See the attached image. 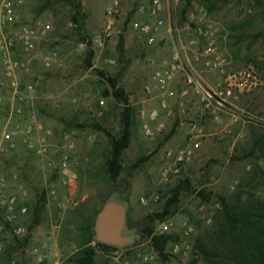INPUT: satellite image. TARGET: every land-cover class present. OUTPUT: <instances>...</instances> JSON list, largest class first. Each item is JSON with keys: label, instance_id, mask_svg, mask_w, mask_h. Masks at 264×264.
Segmentation results:
<instances>
[{"label": "rangeland", "instance_id": "1", "mask_svg": "<svg viewBox=\"0 0 264 264\" xmlns=\"http://www.w3.org/2000/svg\"><path fill=\"white\" fill-rule=\"evenodd\" d=\"M80 2L77 24L71 21L74 9L63 0L53 3L38 19L49 26V31L34 42L31 52L37 57L33 65L37 76L35 92L31 101L17 105L21 113L14 118L15 122L35 118L52 132L54 145L63 134L71 136L75 150L70 154L69 170L76 181L75 189L69 191L63 187L46 161L21 147L1 156L0 174L8 180L7 193L17 190L13 175L17 176V184L28 192L25 200L28 213L19 219L18 225L27 228L32 223L36 202L42 201L44 209H41L40 221L33 227L27 242L23 241L24 236H16L11 230L0 231V264H75L70 258L79 249V229L83 219L100 209L109 195H120L119 187L126 185L129 188V196L125 198L128 223L140 232L147 216L161 212L170 196L169 190L186 177L193 180L191 188L180 194L170 215L152 224V235L178 237L164 252L167 260L154 250L150 237L141 236L129 250L106 252L98 249L95 264H122L133 252L152 256L149 264H192L194 260V264H205L193 246L197 239L206 240V235L212 232L214 220L222 208L220 198L233 202L237 193L243 200L264 196V163L255 156L246 157L252 144V132L264 133V0H228L212 12L193 1L183 19L180 13L182 0H162L164 9L160 17L163 25L152 45L133 28L135 23L155 21L139 12V7L148 6L150 0H119L117 12L112 17V37L102 48L96 47L93 39L103 30L110 2ZM41 4L42 0L18 3V23L10 30L32 20ZM207 26L213 28L210 41L214 42L217 54L224 61L217 71L206 70L198 57L208 41L198 35L197 28ZM121 37L122 47L119 45ZM177 49L184 54L204 87L216 89L235 77L243 87L234 89L221 106L211 100L213 108L203 111L199 95L186 85L185 74H179L174 82L179 79L178 84L182 87H175L174 82L170 86L172 96L168 100V110L171 114L162 116L163 132L146 137L140 112L159 108L152 75L158 64ZM89 51L93 52L92 57H89ZM51 53L57 55L59 63L46 68L39 57ZM15 57L27 60L30 56L16 49ZM107 78L117 79L118 87L123 89L134 109L130 144L121 157L122 171L114 181L107 175L105 160L111 138L121 131L124 105L106 94L110 90ZM146 86H150L152 96L144 92ZM186 90L187 95L181 96ZM191 90L198 98L196 106L201 107L200 111H189L190 106L187 107L185 97H191ZM0 95L7 102L5 86L0 87ZM5 111L6 107L0 108L1 113ZM175 118L179 121L180 140L175 137L177 134L170 135ZM192 120L199 121L206 134L201 148L179 178L163 185L161 170L166 162L165 151L186 143L185 132L187 134ZM142 158L145 160L134 168ZM53 182L58 199L70 196L78 202L74 209L62 211L54 199L46 200L45 197L44 203L40 200L45 188ZM154 196L159 199L153 201ZM142 198L146 200L145 204ZM168 219L173 221V226L162 234L160 224Z\"/></svg>", "mask_w": 264, "mask_h": 264}, {"label": "built area", "instance_id": "2", "mask_svg": "<svg viewBox=\"0 0 264 264\" xmlns=\"http://www.w3.org/2000/svg\"><path fill=\"white\" fill-rule=\"evenodd\" d=\"M21 1L0 0V87L5 86L8 90L7 102H5V97L0 95V108L6 107L5 113L0 112V157L21 147L25 152L46 161L47 166L52 167V171L57 175V181L59 180V183L67 190L73 191L76 181L69 170V162L70 154L75 150V142L71 136L63 134L58 144L54 145L52 143V132L35 118H31L28 122H15L14 120L15 116L21 113V109L17 105L31 101L35 92V79L37 76L34 73L33 65L34 59L37 57L31 55L33 44L40 36L49 31V26L43 24L40 20H30L28 24H20L15 30H10L18 23L19 16L16 7ZM109 2L110 6L106 12L107 20L103 30L93 39V44L99 48H102L113 34L114 20L112 17L117 12L119 0H109ZM163 9L162 0H150L148 6L142 5L139 7L140 13H146L155 19L153 23L145 22L133 25L135 30L146 37L149 45L155 43L156 36L163 25V20L160 17ZM212 30L211 26L197 28L198 35L208 41L207 47L198 57L206 70L217 71L223 67L224 61L217 54L213 46L214 42L210 41ZM16 49L30 57L27 60L16 58ZM198 57H196V60L199 59ZM39 60L46 68L59 63L55 53L41 56ZM182 73L185 74L186 85L191 86L194 92L199 95V99L203 104V111H209L213 108L211 100H215L221 106L224 99L233 94L234 89L243 87V84L238 82L236 77L225 86L219 84L216 89L204 87L196 78L192 67L186 62L181 50H175L168 59H164L158 64L152 75V81L157 90L156 97L159 101V108L140 112L139 118L146 137H153L163 132L164 122L162 116L169 117L171 114V111L168 110V100L172 96L170 86L175 78ZM144 92L149 96L153 95L150 86H146ZM162 112H165V114ZM217 119L215 117V120ZM205 136L206 134L199 121L192 120L189 122L186 143L176 149L165 151L166 162L161 170V183L163 185H169L173 180L179 178L181 172L191 163L195 153L201 148ZM12 179L17 190L7 193L8 180L4 174H0V231L11 230L16 236H25L27 229L18 225V222L20 218L28 213V206L25 202L28 192L21 184H17L16 175H13ZM55 184L53 182L45 188L46 200L54 199L55 205L62 211L74 209L78 202L70 196L58 199ZM158 199V196L153 197V201ZM141 201L145 204L146 200L142 198ZM172 226V220L163 221L160 224V233H167ZM151 261L152 256L133 252L129 259H123L122 264H149Z\"/></svg>", "mask_w": 264, "mask_h": 264}, {"label": "trees", "instance_id": "3", "mask_svg": "<svg viewBox=\"0 0 264 264\" xmlns=\"http://www.w3.org/2000/svg\"><path fill=\"white\" fill-rule=\"evenodd\" d=\"M58 1L61 0H42V4L36 10L32 21L40 19L41 14L49 10L52 4L58 3ZM63 1L67 2L74 9L71 21L77 24V16L80 15L81 10L80 0ZM193 1L201 3L209 12H212L228 0H182L183 8L180 12L182 19ZM119 45L120 47L123 46V37L120 38ZM92 55L93 52L89 51V57H92ZM107 82L110 90L106 94L111 95L116 101L124 105L121 131L117 137L111 138L109 155L105 160L107 175L110 180L114 181L122 171L121 157L130 144L134 109L129 103V98L123 89L118 87L117 79L107 78ZM251 135L252 144L246 157L248 155L255 156L257 160L264 163V133L254 134L252 132ZM144 160L145 158L138 160L134 164V168L138 167ZM192 181V178L187 177L179 180L169 190L170 196L165 201L162 211L148 215L140 232L137 231L140 236L150 237L151 245L163 260H167V254L164 253L167 246L177 241L178 237L173 234L152 235V224L156 220H160L172 213L171 208L177 203L180 194L191 188ZM128 196L129 188L123 194V198H128ZM202 196L204 197L203 192ZM44 199L45 192L40 197L43 203ZM106 199L103 200V203ZM220 201L222 208L214 220L212 232L206 235V240L197 239L195 241L193 246L194 252L205 261V264H264V196H251L243 200L241 194L237 193L233 202L223 197L220 198ZM41 203L42 201L36 202V206H39V208L36 207L32 223L26 228L27 234L22 238L24 242L28 241L30 232L40 221L39 213L41 209H44ZM98 210L91 217L83 219V224L79 229L81 237L79 249L70 258V261H74L75 264H95V256L98 249L106 252L120 250L94 241L93 222ZM17 241L19 242L20 240ZM127 249L129 248L122 250ZM194 263H196V260L192 261V264Z\"/></svg>", "mask_w": 264, "mask_h": 264}, {"label": "water", "instance_id": "4", "mask_svg": "<svg viewBox=\"0 0 264 264\" xmlns=\"http://www.w3.org/2000/svg\"><path fill=\"white\" fill-rule=\"evenodd\" d=\"M127 217L128 201L118 194L109 195L94 218V241L120 250L139 242L141 236L129 228Z\"/></svg>", "mask_w": 264, "mask_h": 264}, {"label": "crops", "instance_id": "5", "mask_svg": "<svg viewBox=\"0 0 264 264\" xmlns=\"http://www.w3.org/2000/svg\"><path fill=\"white\" fill-rule=\"evenodd\" d=\"M178 80L179 79H176V81L174 82L175 84H174V86L175 87H182V85L181 84H178ZM187 90L186 91H183L182 93H181V96L183 95V96H185V95H187ZM197 96L195 97L194 96V92L191 90V97L189 96V97H185V101H187V107H189L190 106V109H189V111L190 110H195V111H200V108L198 107V106H196L197 105ZM200 105V104H199ZM175 107H176V105H175ZM174 107V109H176ZM184 111L182 110V112L181 113H183ZM192 114V113H191ZM180 117H181V115H180ZM178 126H179V121H178V119L177 118H175V120H174V122L172 123V127H171V130H170V135H171V137H174L175 136V134H177L175 137L176 138H178L179 140H180V138H181V131H177V130H179V128H178ZM187 131V130H186ZM185 138H186V132H185Z\"/></svg>", "mask_w": 264, "mask_h": 264}, {"label": "flooded vegetation", "instance_id": "6", "mask_svg": "<svg viewBox=\"0 0 264 264\" xmlns=\"http://www.w3.org/2000/svg\"><path fill=\"white\" fill-rule=\"evenodd\" d=\"M117 190H118L120 196L123 197V194H124V193L126 192V190H127V186H126V185H123V186L119 187ZM128 226H129V225H128ZM129 228H130V229H137L136 227H130V226H129Z\"/></svg>", "mask_w": 264, "mask_h": 264}]
</instances>
